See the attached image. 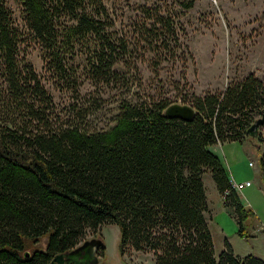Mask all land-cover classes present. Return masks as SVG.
Masks as SVG:
<instances>
[{
	"label": "trees",
	"instance_id": "obj_1",
	"mask_svg": "<svg viewBox=\"0 0 264 264\" xmlns=\"http://www.w3.org/2000/svg\"><path fill=\"white\" fill-rule=\"evenodd\" d=\"M19 1L45 69L60 82L70 76L68 57L89 42L95 50L88 66L100 81L122 79L115 66L130 69L138 49L152 55L140 60L152 70L180 63L185 80V53L168 11L140 7L133 45L113 30L103 0ZM193 3L177 0L179 14ZM21 40L0 0V264H51L106 223L119 228L121 257L131 250L151 254L154 264H264L234 255L226 240L215 257L202 180L209 172L237 235L248 238L245 223L254 212L209 147L247 141L249 128L264 119V78L249 73L222 92L183 98L195 110L189 123L165 118L172 103L148 97L124 100L112 127L90 131L81 121L59 125L50 117V96L19 59ZM258 133L264 181V122Z\"/></svg>",
	"mask_w": 264,
	"mask_h": 264
},
{
	"label": "rangeland",
	"instance_id": "obj_2",
	"mask_svg": "<svg viewBox=\"0 0 264 264\" xmlns=\"http://www.w3.org/2000/svg\"><path fill=\"white\" fill-rule=\"evenodd\" d=\"M4 2L11 13L14 28L21 34L19 59L33 69L50 96V117L57 119L59 125L78 120L90 131L107 130L114 125V118L124 100L142 101L152 97L165 98L172 104L181 103L192 93L201 96L207 91L222 92L231 81H240L249 73L264 78V0H194L192 8L180 14L177 0H103L113 30L133 45L138 43L134 26L142 19L140 7L159 8L163 14L168 11L179 31L180 49L185 53L183 59L186 62L183 81L179 76L183 71L180 63H167L155 71L140 61L152 55L138 49L133 54L137 60H132L130 69L121 64L115 66L123 78L109 83L100 81L90 72L88 63L95 50L92 42L88 48L84 45L76 47L68 57L70 76L67 83L58 81L45 69L42 48L26 26L21 2ZM174 83H179L178 88ZM258 135V132L248 135L245 143H226L228 146L224 151L228 161L220 150L223 146L214 150L228 168L231 181L240 183L247 179L252 184L250 189L240 191L238 195L242 205L254 212L255 216L245 223V228L247 232L253 231L256 240L237 246V250H250L247 254L257 253L264 259V232H257L260 223L264 225V181L259 168L262 149L257 148ZM202 180L208 196L213 199L214 183L210 173L206 172ZM211 216V219L205 217L215 242L221 245L217 223L221 226L224 222L228 235H232L236 224L229 215L212 213ZM235 232L237 234L236 229ZM98 233L96 237L87 232L84 240L99 237L103 240L105 249L97 253L99 264H153L151 254L130 250L120 256V233L115 224L102 225ZM44 243H41L42 249Z\"/></svg>",
	"mask_w": 264,
	"mask_h": 264
},
{
	"label": "water",
	"instance_id": "obj_3",
	"mask_svg": "<svg viewBox=\"0 0 264 264\" xmlns=\"http://www.w3.org/2000/svg\"><path fill=\"white\" fill-rule=\"evenodd\" d=\"M195 110L188 104L173 103L166 107L163 116L167 119H176L184 122H191L194 118ZM264 119H258L248 130V134L258 132L259 126ZM105 249L103 240L92 238L85 240L71 251L57 254L53 257L51 264H99L97 253ZM26 258L29 254L25 255ZM240 264H245L242 261Z\"/></svg>",
	"mask_w": 264,
	"mask_h": 264
},
{
	"label": "crops",
	"instance_id": "obj_4",
	"mask_svg": "<svg viewBox=\"0 0 264 264\" xmlns=\"http://www.w3.org/2000/svg\"><path fill=\"white\" fill-rule=\"evenodd\" d=\"M231 143H237V142H231ZM220 146H223V148H220V150H221V152L223 151V154L222 155H223L224 159L226 161H228V156L226 155V153L224 151L225 148H227L226 146H228L226 143H223V144L219 143V144H217L215 146H211V147H209V150L219 158V160L221 161V164H222L223 168L227 172V169L228 168H226L224 166V163L220 159L219 153L218 152L216 153L215 150H214V149H216V148H218ZM231 182L233 183V181H231ZM246 182H249V181L247 179H245V180H243L240 183H246ZM251 187H252V184L249 187H243L241 191L250 189ZM204 188H205V194H206V200H207V206H208V211L205 214V216H207V218L211 219L212 218V216H211L212 213H214L215 215H219V214H221V215H223V214L229 215L230 218L236 224L233 211L230 208L225 207V205H224V197L221 194H219V192L217 191V189L215 187V184H214V189L211 190V192H212L211 195H213V199H210V197L208 196L207 188L206 187H204ZM237 195H238V193H237ZM238 197H239V200H240V196L239 195H238ZM207 218H206L207 226H208V229H209L210 234H211V237H212V242H213L215 257H217L220 254V252L224 249V241L225 240L231 246L234 255H236V256H238L240 258H243V257H245L247 255H250V254H247V253H249L250 250H248L246 252H245V250H241V252H239V250H237V246L243 245L244 243H247L250 240L251 241L256 240V235L253 234V231H251V233L248 232V238H240L236 234V232H235V229H236V231L238 230L237 224H236V228L231 231L232 235H228V234L225 233L224 222L222 223L221 226H220V224L217 223V227L220 229V235H221V241H222L221 242V245H219V243H216L215 240H214V236H213V233H212V231L210 229V226L208 224ZM260 225L261 226L257 228V232L258 233L259 232H264V225H262L261 223H260ZM253 255L256 256L259 259H262V258H260V256H258L257 253H254ZM262 260H264V259H262ZM153 264H154V262H153Z\"/></svg>",
	"mask_w": 264,
	"mask_h": 264
},
{
	"label": "built area",
	"instance_id": "obj_5",
	"mask_svg": "<svg viewBox=\"0 0 264 264\" xmlns=\"http://www.w3.org/2000/svg\"><path fill=\"white\" fill-rule=\"evenodd\" d=\"M250 165L252 166V163H250ZM234 185L236 186L237 190L240 192L243 187H249L251 185V183L250 182H246V183H234Z\"/></svg>",
	"mask_w": 264,
	"mask_h": 264
},
{
	"label": "bare ground",
	"instance_id": "obj_6",
	"mask_svg": "<svg viewBox=\"0 0 264 264\" xmlns=\"http://www.w3.org/2000/svg\"><path fill=\"white\" fill-rule=\"evenodd\" d=\"M233 185V189L238 193L239 191L237 190L236 186L234 184Z\"/></svg>",
	"mask_w": 264,
	"mask_h": 264
}]
</instances>
